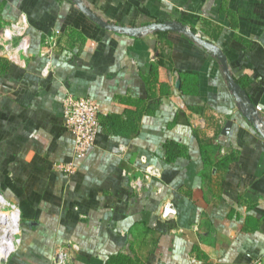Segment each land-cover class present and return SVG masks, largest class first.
Instances as JSON below:
<instances>
[{"label": "crops", "instance_id": "crops-1", "mask_svg": "<svg viewBox=\"0 0 264 264\" xmlns=\"http://www.w3.org/2000/svg\"><path fill=\"white\" fill-rule=\"evenodd\" d=\"M21 14L28 53L0 52V194L21 237L5 264L62 247L68 264H264V0H0V29ZM66 93L112 129L69 175ZM141 156L159 177L134 192Z\"/></svg>", "mask_w": 264, "mask_h": 264}, {"label": "built area", "instance_id": "built-area-1", "mask_svg": "<svg viewBox=\"0 0 264 264\" xmlns=\"http://www.w3.org/2000/svg\"><path fill=\"white\" fill-rule=\"evenodd\" d=\"M26 19L24 14H21L17 21L5 25L0 29V52L3 53L9 60L18 59V55L27 54L29 50V39L26 35ZM50 45H55V42L50 41ZM63 125L64 128L71 133L73 137V159L69 162L60 163L58 169L66 174H73L76 171L75 161L84 157L87 151L94 145L95 139L99 130V106L97 102L90 97H76L70 93H66L63 100ZM257 110L260 108L257 106ZM139 161L143 164V168L139 170V175L129 179V186L134 192H140L148 188L153 178H158L157 168L147 163L146 158L141 156ZM0 197L4 203L0 211L4 214L14 215L15 228L12 235L5 239V236L0 234V264H5L9 255L13 253L21 241L19 214L14 204L5 200L1 194ZM176 215L174 205L166 201L161 208V217L173 218ZM68 249L62 247L55 251L52 256L54 264H68L69 262ZM211 264H220L214 261ZM225 264H256L231 262Z\"/></svg>", "mask_w": 264, "mask_h": 264}, {"label": "water", "instance_id": "water-1", "mask_svg": "<svg viewBox=\"0 0 264 264\" xmlns=\"http://www.w3.org/2000/svg\"><path fill=\"white\" fill-rule=\"evenodd\" d=\"M84 11H85L87 14L91 15L93 18H95V20L98 21L100 24H102V25H104V26H107V27H110V28H113L112 26H109L108 24L101 22L100 19H98L97 17H95L92 13H90V12L87 11L86 9H84ZM160 28H161V29L183 30V31H185L184 28H183L182 26H178V25H176V24H174V23H168V22H167V23H163V24H161V27H160ZM115 29H119V30H121V31H123V32H127V33H135V32H137V31H139V30H133V29H131V28H129V27H120V28H115ZM186 31H187V30H186ZM186 31H185V32H186ZM188 33L191 34V35H193V33H192L191 31L188 32ZM206 46L209 47L211 50H213L214 53L219 57V59H220V61H221V64H222V66H223V69H224V71H225V75H226V77H227V80H228L229 84H230L231 86H233V88L235 89V91H237V86H236V84L234 83L232 77L229 75V73H228V71H227V69H226L225 57H224L223 53H222V52H221V51H220L215 45H213V44H207ZM249 108H250V109H253L252 105H249Z\"/></svg>", "mask_w": 264, "mask_h": 264}, {"label": "bare ground", "instance_id": "bare-ground-1", "mask_svg": "<svg viewBox=\"0 0 264 264\" xmlns=\"http://www.w3.org/2000/svg\"><path fill=\"white\" fill-rule=\"evenodd\" d=\"M4 201L0 197V208L2 207ZM15 217L14 215L4 214L0 211V234L2 236H5V239L8 240V238L12 235L15 228Z\"/></svg>", "mask_w": 264, "mask_h": 264}, {"label": "trees", "instance_id": "trees-1", "mask_svg": "<svg viewBox=\"0 0 264 264\" xmlns=\"http://www.w3.org/2000/svg\"><path fill=\"white\" fill-rule=\"evenodd\" d=\"M253 120L255 121L256 118L260 120V116L259 114L256 113V115H253ZM106 121V118H104L103 116H101V118L99 119L100 124L103 126V128L105 127L107 130L110 129L109 123L104 122ZM262 122V121H260ZM111 263L113 264H131V259H129L128 257L124 256V255H117L116 257H114L111 260Z\"/></svg>", "mask_w": 264, "mask_h": 264}]
</instances>
